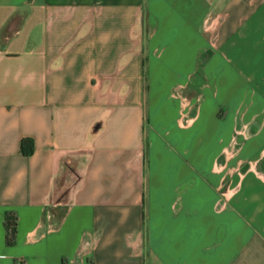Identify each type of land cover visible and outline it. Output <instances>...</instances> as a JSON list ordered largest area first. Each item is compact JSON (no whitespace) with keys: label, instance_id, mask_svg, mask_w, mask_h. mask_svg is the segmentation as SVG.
Listing matches in <instances>:
<instances>
[{"label":"crops","instance_id":"obj_1","mask_svg":"<svg viewBox=\"0 0 264 264\" xmlns=\"http://www.w3.org/2000/svg\"><path fill=\"white\" fill-rule=\"evenodd\" d=\"M16 259L264 264V0H0Z\"/></svg>","mask_w":264,"mask_h":264},{"label":"trees","instance_id":"obj_2","mask_svg":"<svg viewBox=\"0 0 264 264\" xmlns=\"http://www.w3.org/2000/svg\"><path fill=\"white\" fill-rule=\"evenodd\" d=\"M33 141L31 138H23L20 141V151L24 155H30L33 152ZM5 228V241L8 245H13L17 232V218L14 213H8L3 221Z\"/></svg>","mask_w":264,"mask_h":264},{"label":"built area","instance_id":"obj_3","mask_svg":"<svg viewBox=\"0 0 264 264\" xmlns=\"http://www.w3.org/2000/svg\"><path fill=\"white\" fill-rule=\"evenodd\" d=\"M14 264H22V262H21L20 260L16 259V260L14 261Z\"/></svg>","mask_w":264,"mask_h":264}]
</instances>
